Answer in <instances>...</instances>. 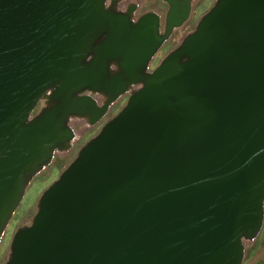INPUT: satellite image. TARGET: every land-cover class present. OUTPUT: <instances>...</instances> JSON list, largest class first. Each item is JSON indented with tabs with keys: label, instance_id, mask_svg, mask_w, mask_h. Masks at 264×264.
<instances>
[{
	"label": "water",
	"instance_id": "obj_1",
	"mask_svg": "<svg viewBox=\"0 0 264 264\" xmlns=\"http://www.w3.org/2000/svg\"><path fill=\"white\" fill-rule=\"evenodd\" d=\"M137 17L0 0V242L31 179L125 104L42 192L3 264H242L264 218V0ZM162 24V30L161 28Z\"/></svg>",
	"mask_w": 264,
	"mask_h": 264
},
{
	"label": "rangeland",
	"instance_id": "obj_2",
	"mask_svg": "<svg viewBox=\"0 0 264 264\" xmlns=\"http://www.w3.org/2000/svg\"><path fill=\"white\" fill-rule=\"evenodd\" d=\"M214 1L215 0H198L195 3L188 20L183 24V26L174 30L170 39L166 41L158 50L150 63V68L155 67L159 60L172 48H174L187 32H190L194 28L198 18L210 8ZM148 10H153L156 12L159 11L162 13V15H164V12L166 11V5L161 3L160 0H147L141 6L140 12H145ZM125 101L126 97L119 98L111 107L106 116L95 125L86 126L85 123L82 122H76L73 124L74 130L78 133V139L75 141L74 145L69 151L62 154H56L53 158L52 163L45 167L40 173L35 175L26 187L19 205L15 209L12 217L7 224V227L4 230L0 242V264H3L6 259L8 247L15 231L21 225L30 222V219L36 210L37 202L42 192L59 176L61 171L74 158L78 149L98 132L105 121L110 119L121 109V107L125 104ZM263 236L264 218L258 236L253 242L247 245L245 249V256L242 264H251V262L247 260H250L252 254L258 249V245L262 241ZM245 261L247 262L245 263Z\"/></svg>",
	"mask_w": 264,
	"mask_h": 264
},
{
	"label": "flooded vegetation",
	"instance_id": "obj_3",
	"mask_svg": "<svg viewBox=\"0 0 264 264\" xmlns=\"http://www.w3.org/2000/svg\"><path fill=\"white\" fill-rule=\"evenodd\" d=\"M119 1H120V2H119V7H120V9H122V10H127V8L130 7V6L133 5V4H138L139 8L137 9V11H136V13H135V17H137L138 15H140L141 13H143V12H140V8H141V6L143 5V3H145V1H147V0H119ZM160 1H161V3H163V4L166 5V11H167V8H168L167 3H166L165 1H163V0H160ZM197 1H198V0H195V1L193 2L192 7H191V11H192V9H193V7H194V5H195V3H196ZM166 11L164 12V15H162V13L158 11L159 14H160L161 22H162V20L164 19V16H165ZM191 11H190V14H191ZM160 29L162 30V27H161ZM122 97H126V98H127V95H124V96H122Z\"/></svg>",
	"mask_w": 264,
	"mask_h": 264
},
{
	"label": "crops",
	"instance_id": "obj_4",
	"mask_svg": "<svg viewBox=\"0 0 264 264\" xmlns=\"http://www.w3.org/2000/svg\"><path fill=\"white\" fill-rule=\"evenodd\" d=\"M247 261H250L251 264H264V236L258 245V249L252 254L250 260L248 259Z\"/></svg>",
	"mask_w": 264,
	"mask_h": 264
}]
</instances>
